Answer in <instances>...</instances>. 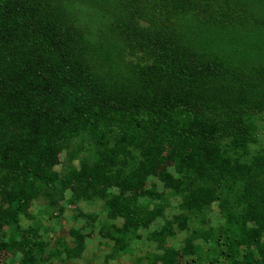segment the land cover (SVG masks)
Segmentation results:
<instances>
[{"label": "trees", "instance_id": "obj_1", "mask_svg": "<svg viewBox=\"0 0 264 264\" xmlns=\"http://www.w3.org/2000/svg\"><path fill=\"white\" fill-rule=\"evenodd\" d=\"M262 114L264 0H0V253L39 264L48 244L20 217L41 194L55 206L67 190L81 200L119 188L136 201L156 176L195 211L229 185L239 213L227 219L242 233L231 242H258L259 253L232 264L264 263V152L249 151ZM82 134L97 159L61 176L54 168ZM173 164L188 181L167 172ZM109 207L124 236L157 215Z\"/></svg>", "mask_w": 264, "mask_h": 264}, {"label": "rangeland", "instance_id": "obj_2", "mask_svg": "<svg viewBox=\"0 0 264 264\" xmlns=\"http://www.w3.org/2000/svg\"><path fill=\"white\" fill-rule=\"evenodd\" d=\"M256 124L258 143L249 146L251 154L264 152V114L257 117ZM231 156L238 158L234 153ZM60 158L61 163L54 170L63 176L70 169L79 168L83 162L96 160V144L88 134H82ZM137 162L138 158L129 161L127 169L136 166ZM167 172L174 179H189L186 173H178L174 164L167 167ZM230 188L229 185L222 186L220 200L196 211L188 209L183 203V195L167 189L156 176L147 180L145 189L148 195L136 201H132L131 193L124 195L119 188H109L103 197L94 195L91 199L81 200H76L72 190H67L62 202L55 206L41 194L30 205V217H20V226L25 229L39 227L48 244L45 252L37 255L39 264H164L163 256H168L170 250L178 253L179 263L175 264H232L233 259L242 261L248 252L254 258L259 253L258 242L245 237L240 246L231 242L233 238L242 239V233L227 219L228 212L239 213L235 194L230 193ZM117 196L119 202H115ZM224 200L230 202L228 209L221 206ZM111 202L122 212L134 210V213L147 215L152 212L157 214L156 219L147 227L129 228L124 236L121 233L124 218L110 217ZM167 224L173 225L174 235L161 245L154 241L152 233L161 231ZM6 230L9 234L14 232L10 226ZM76 232L84 239V247L80 251L77 249L79 239L74 237ZM121 238L125 245H119L123 250L116 243ZM190 240L192 242H187ZM261 241L264 247V236ZM21 261V254L16 252L0 253V264H21Z\"/></svg>", "mask_w": 264, "mask_h": 264}]
</instances>
